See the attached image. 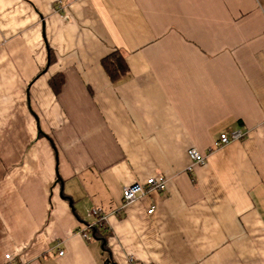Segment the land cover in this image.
Returning <instances> with one entry per match:
<instances>
[{"label": "crops", "instance_id": "1", "mask_svg": "<svg viewBox=\"0 0 264 264\" xmlns=\"http://www.w3.org/2000/svg\"><path fill=\"white\" fill-rule=\"evenodd\" d=\"M116 51L128 73L113 82ZM192 148L206 161L189 170ZM158 177L163 191L124 207L126 186ZM93 209L107 227L85 239ZM8 254L264 264V0H0Z\"/></svg>", "mask_w": 264, "mask_h": 264}, {"label": "built area", "instance_id": "2", "mask_svg": "<svg viewBox=\"0 0 264 264\" xmlns=\"http://www.w3.org/2000/svg\"><path fill=\"white\" fill-rule=\"evenodd\" d=\"M244 139V135L240 131L232 132L230 134H221L220 139L215 142L216 147H222L229 144L231 141H239ZM189 159L191 160V166L189 170H192L194 166L203 165L206 161V156L203 155L197 149H189L188 151ZM166 179L164 177L150 178L145 183H134L132 185L126 186L123 189V203L124 207L136 203L141 197L147 195L148 193L155 191L161 192L166 188ZM155 209L152 208L148 211L149 214H153ZM93 217V222L87 225L84 229L81 230L80 234L85 239H90L91 234L95 229H106L107 227V216L102 213L99 209H93L91 211ZM64 253L60 252V256H63ZM6 264H15L13 257L8 254L5 255ZM31 264H37L33 262Z\"/></svg>", "mask_w": 264, "mask_h": 264}, {"label": "trees", "instance_id": "3", "mask_svg": "<svg viewBox=\"0 0 264 264\" xmlns=\"http://www.w3.org/2000/svg\"><path fill=\"white\" fill-rule=\"evenodd\" d=\"M102 66L113 82L120 80L128 73V66L125 57L120 51H116L105 58L102 61ZM99 232H101V230L97 228L92 234L95 236V234L97 235Z\"/></svg>", "mask_w": 264, "mask_h": 264}]
</instances>
